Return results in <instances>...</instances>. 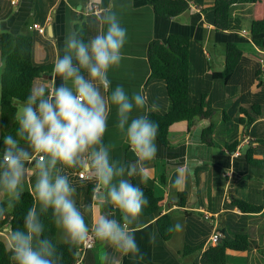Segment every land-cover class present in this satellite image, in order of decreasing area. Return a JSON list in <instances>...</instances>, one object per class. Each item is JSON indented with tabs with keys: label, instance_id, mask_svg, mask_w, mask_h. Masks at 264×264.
<instances>
[{
	"label": "crops",
	"instance_id": "obj_1",
	"mask_svg": "<svg viewBox=\"0 0 264 264\" xmlns=\"http://www.w3.org/2000/svg\"><path fill=\"white\" fill-rule=\"evenodd\" d=\"M89 1L98 3L103 11L98 14H80L78 11ZM248 4L239 5L231 14L233 20L229 30L219 32L205 21L210 19V12L203 11L199 5H193L190 10L176 17L162 18L154 13L147 0H0V34L35 32L39 37L34 44L35 61L51 63L52 70L37 78L33 88L36 84L46 85L50 91L63 83L55 75L53 63L63 55L67 39L76 35L83 21L89 33L105 31L107 25L104 17L114 13L127 29L128 36L120 65L109 72L112 87L122 86L130 96L141 91L148 97L147 111L134 109L132 118L147 115L148 112L160 113L170 107L169 100L167 105L155 93L160 91L164 96V82L149 78V42L152 39L164 41L170 33L188 35L193 40L189 48L192 60L189 88L195 98L204 95L205 110L212 116L177 122L182 124L180 127H173L172 124L169 130L178 128L176 142L167 138L169 145H163L156 140L158 152L150 161H137L118 128L114 107L109 114L108 130L104 136V145L108 147L110 158L118 167L127 170L129 165L137 166L136 174L129 177L125 173L123 178L138 187L154 185L162 199L156 211L148 215L142 213L133 224H128L119 209L101 201V196L106 194L103 187L97 201L91 197V206H87L85 185L94 177L92 173L87 171L88 177L79 178L77 167L57 165L60 174L66 175L76 189L73 198L88 227H94L101 214L116 219L134 232L140 248L137 254L125 255L109 242L97 239L94 247L85 253L83 264H198L201 253L213 244L211 235L214 232L219 234L217 241H220L224 234L246 231L251 233L260 246L249 253L245 252L248 254L246 263L264 264V167L252 166L246 159L247 151L252 152L256 160L264 159V49L252 42L249 37L250 28H244L238 20L240 15L250 22L251 4ZM78 14L83 15L82 21L75 16ZM90 15H93L94 20L85 18ZM33 23L41 25L44 31L30 28ZM236 30L237 35L234 32ZM229 41L238 43L243 58L233 76L224 82L214 79L212 74L223 71L225 46ZM2 68L0 57V72ZM258 79L261 84L255 83ZM206 100L211 103L206 104ZM153 103L156 105L154 111L151 110ZM246 106L251 108L250 112ZM19 108L17 103V112ZM249 117H254L250 123ZM211 121L216 128L211 136V144H205L201 139L202 131ZM21 147L28 151L30 149L24 145ZM38 160V156H34L30 163H26L24 191L32 194ZM178 177H182L180 184H176ZM118 179L114 178V183ZM235 198L261 206V210L241 212L230 204V200ZM10 199H0V202ZM34 206L39 212L35 198ZM164 214L170 215L172 225L177 221L183 224V230L173 231L168 239H163L157 224V219ZM153 234L156 235L154 242L150 239ZM0 236H6V242L9 243L7 227L0 230ZM56 238L60 242L65 241L58 227ZM198 246L201 247L199 250L184 253L185 247Z\"/></svg>",
	"mask_w": 264,
	"mask_h": 264
},
{
	"label": "clouds",
	"instance_id": "obj_2",
	"mask_svg": "<svg viewBox=\"0 0 264 264\" xmlns=\"http://www.w3.org/2000/svg\"><path fill=\"white\" fill-rule=\"evenodd\" d=\"M104 20L106 30L89 41L76 35L67 39L63 55L53 63V71L63 83L52 91L46 85L31 89L19 108L17 135L27 142L31 152L12 135L3 137L0 192H6L11 199H20L26 163L39 156L33 186L39 212L36 206L31 207L22 228L8 229L13 264H56L55 247L42 235L40 213L49 209L66 243L78 244L89 236L85 217L73 198L76 189L66 175L60 174L58 164L79 167L82 175L83 171L91 172L106 189L101 201L119 209L128 224H133L149 204L144 191L123 178L125 173L129 177L136 174L137 166L129 165L127 170L118 167L103 143L113 107L118 128L138 162L156 157L159 132V124L148 115L131 116L134 109L147 111L146 93L137 91L130 96L122 86L112 87L109 72L121 63L128 32L114 13ZM151 110H156L154 103ZM114 178H119L118 182L114 183ZM180 183L182 177L176 180V184ZM182 230L180 221L169 227L170 232ZM94 234L96 239L109 242L125 255L140 252L134 232L106 215L97 217ZM150 239L154 242L156 235Z\"/></svg>",
	"mask_w": 264,
	"mask_h": 264
},
{
	"label": "trees",
	"instance_id": "obj_3",
	"mask_svg": "<svg viewBox=\"0 0 264 264\" xmlns=\"http://www.w3.org/2000/svg\"><path fill=\"white\" fill-rule=\"evenodd\" d=\"M147 2L151 5L154 13L162 18L176 17L190 10L193 5H199L203 11L210 12V19L205 21L219 32L229 30L233 20L231 14L239 5L249 3L251 4L249 37L254 44L264 49V0H147ZM205 3L207 7H205ZM233 5H235V8L231 12ZM80 14L75 16L79 17V21H82L83 15ZM92 16H86L85 18L93 19ZM237 30L234 31L235 35H237ZM91 34L95 36L97 32L94 34L89 33L84 21L81 28L76 31V36L85 42L91 39ZM38 40L39 37L35 32L26 34L2 32L0 34V57L3 61V68L0 72V153L4 148L3 137L5 135H12L19 141L20 146H28L27 142L17 135V103H23L37 78L52 70L51 63L43 64L35 61L34 44ZM192 43L193 40L188 35L170 33L164 41L152 39L148 44L147 56L151 68L149 78L164 82L166 95L170 103V107L165 111L147 113L151 119L159 124L157 140L163 145H169L167 133L172 124L181 121L189 122L199 116L204 118L212 116L211 113L205 110L204 95L195 98L189 88V68L192 62L189 48ZM242 58V50L238 43L227 42L224 69L221 72H214L212 77L216 80L228 82ZM255 83L261 84L260 79L255 80ZM254 114L258 115L259 113L254 112ZM249 118L248 123L254 120V117ZM214 128L215 124L211 121L203 129L201 135L203 143L211 144ZM29 151L31 152V148ZM246 159L252 166L264 167V159H254L250 151L246 152ZM76 170L79 172V167ZM95 183L96 179L92 177L85 185L87 206H91ZM140 188L149 199V204L142 210V213L151 214L159 208L158 204L162 199L153 184L142 185ZM230 204L244 213L261 210V206L238 198L230 200ZM33 206L34 196L30 191H23L19 200L1 201L0 230L4 227H7V230L9 228H22L24 217ZM40 219L44 226L43 238L49 239L55 247L53 259H55L56 264H75V261L80 258V243L69 244L57 240V226L51 209L41 213ZM157 224L163 239H168L173 232L169 231V227L172 226L170 215L160 216L157 219ZM259 247L257 240L247 231L242 233L233 232L232 235L224 234L220 241L211 244L201 253L198 264H231L226 258L228 250L249 253L252 249ZM200 248V246L185 247L184 253L187 254ZM88 250L83 253L80 264L84 263V256ZM0 264H12L10 242L7 243L1 238ZM246 264L257 263L248 262Z\"/></svg>",
	"mask_w": 264,
	"mask_h": 264
},
{
	"label": "built area",
	"instance_id": "obj_4",
	"mask_svg": "<svg viewBox=\"0 0 264 264\" xmlns=\"http://www.w3.org/2000/svg\"><path fill=\"white\" fill-rule=\"evenodd\" d=\"M102 11H103V9L98 5V3L93 2V1H89L78 12L81 13V14H84V15H88V14H98V13H100ZM30 28L37 29L40 32H43L44 31V28L41 25L37 24V23H33L30 26ZM242 32L244 34H246V31L245 30H242ZM38 158H39V156H38ZM88 176H89V174H88L87 171H83V175H82V170L78 172V177L79 178H86ZM91 176H93V174ZM100 190H101V186L96 181L95 187H94V190H93V194H92L93 201H97V199H98V193L100 192ZM122 225H125V224L123 223ZM218 239H219V234L216 233V232H214L211 235V241L213 243H215ZM96 242H97V239L95 238L94 227H90L89 228V236H88V238L80 243V246H79V255H80V258L77 259V261H75V264H80V261H81L83 255H84L83 253L86 250L91 249L95 245Z\"/></svg>",
	"mask_w": 264,
	"mask_h": 264
},
{
	"label": "rangeland",
	"instance_id": "obj_5",
	"mask_svg": "<svg viewBox=\"0 0 264 264\" xmlns=\"http://www.w3.org/2000/svg\"><path fill=\"white\" fill-rule=\"evenodd\" d=\"M249 5V4H248ZM235 8V5L232 6V10ZM234 16V15H233ZM238 20L241 23V26H243L244 28H247L249 30V26H250V22L247 18H243L240 15H238ZM251 44V43H250ZM191 67H193V64L191 65ZM160 81V80H159ZM162 82V81H160ZM35 83H37V80L35 81ZM40 86L38 84L35 85V87L33 89L39 88ZM159 98H161L162 100L165 101V103L168 105V99H167V95L166 93L164 94V96L161 94L160 91H156L155 92ZM199 94V91H197V95ZM207 102L211 103L210 101L206 100V104ZM18 105H22V103H18ZM212 109V108H211ZM246 109L248 110V112H250L251 108L246 106ZM215 109H212V111ZM228 114H230V111H227ZM182 124L179 123H175L173 124V127H180ZM216 128V126H215ZM178 128H172L169 130L168 132V136L167 138L173 142H176L177 138H178ZM4 198H9L8 194L6 192H0V199H4ZM1 239L7 241L6 236H0ZM103 250V248H102ZM226 257L228 259V261L232 264H246V260L248 259V254H246L245 252H236V251H229L226 254Z\"/></svg>",
	"mask_w": 264,
	"mask_h": 264
},
{
	"label": "water",
	"instance_id": "obj_6",
	"mask_svg": "<svg viewBox=\"0 0 264 264\" xmlns=\"http://www.w3.org/2000/svg\"><path fill=\"white\" fill-rule=\"evenodd\" d=\"M44 76H45V74H44Z\"/></svg>",
	"mask_w": 264,
	"mask_h": 264
}]
</instances>
